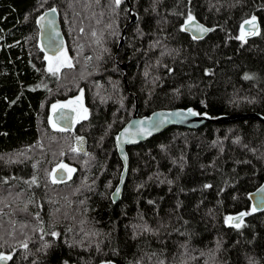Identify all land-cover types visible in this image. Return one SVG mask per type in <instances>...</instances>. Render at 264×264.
I'll return each mask as SVG.
<instances>
[{
    "label": "trees",
    "instance_id": "trees-1",
    "mask_svg": "<svg viewBox=\"0 0 264 264\" xmlns=\"http://www.w3.org/2000/svg\"><path fill=\"white\" fill-rule=\"evenodd\" d=\"M128 2L126 24L123 0H0V254L12 253L8 264H264V210L247 199L264 182L254 116L171 126L126 147L120 197H109L121 170L114 138L134 101L138 115L264 117V0ZM47 8L70 58L51 71L35 26ZM190 16L212 27L201 40L182 31ZM253 17L258 32L242 41ZM74 96L87 117L73 134L52 131L50 106ZM60 162L73 175L57 182ZM239 213V227L226 224Z\"/></svg>",
    "mask_w": 264,
    "mask_h": 264
},
{
    "label": "water",
    "instance_id": "water-1",
    "mask_svg": "<svg viewBox=\"0 0 264 264\" xmlns=\"http://www.w3.org/2000/svg\"><path fill=\"white\" fill-rule=\"evenodd\" d=\"M126 6V12L128 14V21L126 24L135 21V15L130 12V5L128 0H123ZM47 8L43 10L36 18V29H37V43L41 51L46 56H53L59 52L64 46V38L60 28L58 14L56 9ZM189 20L187 17L181 25L182 31L188 34L194 40H201L211 30L212 27L206 26L195 17ZM245 21H251V23H245ZM207 29V31H202ZM258 22L256 19H245L240 23L239 26V38L244 41L245 38L255 36L258 32ZM124 34V28H122L118 46L122 43V37ZM122 70L125 69V63L119 65ZM78 103L83 107L82 101L79 96L69 97L63 99L50 106V110L47 115V119L50 128L54 132H67L72 133L75 128V124L72 123L73 110L69 107L72 103ZM55 106V107H54ZM189 108L173 107V108H159L152 110L148 114L138 115L137 104L134 101L133 111L129 119L118 129L114 138V148L117 156L121 162V170L118 177V182L111 191L109 197L111 202H116L121 194L122 186L125 180L128 156L126 153V147L135 146L150 137L162 132L171 126L182 127L186 129H196L202 126L205 122H221L225 120H232L240 117L254 116L260 121L264 122V117L256 113H232L224 114L216 117H209L207 115H189ZM195 112V111H193ZM196 113V112H195ZM79 119V118H78ZM77 119V120H78ZM143 122V123H141ZM157 122H160L158 126H154ZM127 129V131H125ZM119 137V139H117ZM85 138L83 136L74 137L73 148L77 152L83 153L85 151ZM59 164H63L60 162ZM51 177L54 181L62 182L67 179L66 171L63 166L55 167L51 172ZM250 207L254 212H261L264 210V182L258 185L255 189L247 194ZM255 209V210H254ZM242 215L235 214L230 216L229 224L236 225L241 220ZM40 229H44V225L41 222ZM45 234V231L43 232ZM0 256L5 259H0V264H8L12 258V253H2ZM95 264H113L110 262H97Z\"/></svg>",
    "mask_w": 264,
    "mask_h": 264
},
{
    "label": "flooded vegetation",
    "instance_id": "flooded-vegetation-1",
    "mask_svg": "<svg viewBox=\"0 0 264 264\" xmlns=\"http://www.w3.org/2000/svg\"><path fill=\"white\" fill-rule=\"evenodd\" d=\"M38 17V15L36 16V18ZM36 18H35V22H36ZM36 26V25H35ZM37 30V29H36ZM66 50L65 49V43H64V46H63V48L59 51V52H57L55 55H53V56H56V55H59L61 52H62V50ZM67 51V50H66ZM43 53V52H42ZM68 54V53H67ZM43 56H46L44 53H43ZM53 56H48V57H53ZM69 56V55H68ZM81 99V98H80ZM81 101H82V99H81ZM82 106L83 107H81V105H79L78 103H72L69 107L73 110V119H72V123L73 124H75V126L79 123V122H81L85 117L84 116H86L87 117V113H86V107H85V105H84V103H83V101H82ZM79 118V119H78ZM78 119V120H77ZM74 126V127H75ZM75 129V128H74ZM74 129H73V132L71 133V134H73L74 133ZM77 135H75L74 137H76ZM78 136H81V135H78ZM65 164V163H64ZM58 165V164H57ZM57 165H55L53 168H52V170L55 168V167H57ZM65 165H67L68 166V169L66 168V167H64V169H65V171H66V176H67V178H69L70 176H72L73 175V172L71 171V174H69V167H71L69 164H65ZM52 170H51V172H52ZM69 174V175H68Z\"/></svg>",
    "mask_w": 264,
    "mask_h": 264
},
{
    "label": "rangeland",
    "instance_id": "rangeland-1",
    "mask_svg": "<svg viewBox=\"0 0 264 264\" xmlns=\"http://www.w3.org/2000/svg\"><path fill=\"white\" fill-rule=\"evenodd\" d=\"M249 19H252V18H249ZM238 38H239V33H238ZM67 53L68 52L63 49L59 55H56L53 57L44 56V63H45L46 68L47 69H57L63 65L68 64L70 58ZM76 137H78V135ZM59 165L66 167L68 169V166L65 165L64 163L58 164L57 166ZM71 171L73 172V167H69V174H71ZM226 218H229V216H227ZM226 224L229 225V220H226Z\"/></svg>",
    "mask_w": 264,
    "mask_h": 264
},
{
    "label": "snow or ice",
    "instance_id": "snow-or-ice-1",
    "mask_svg": "<svg viewBox=\"0 0 264 264\" xmlns=\"http://www.w3.org/2000/svg\"><path fill=\"white\" fill-rule=\"evenodd\" d=\"M116 2H117V4H119L120 0H116ZM53 11H55V10L53 9ZM191 19H192V17H189V20H191ZM254 19H255V17H253V20ZM245 23H251V21H245ZM202 31H207V29H202ZM193 38L195 39L197 37H193ZM240 38L242 39L243 37H240ZM68 66L70 67L71 65L69 64ZM51 70L52 69H50V71ZM250 78L251 77L245 76V79H250ZM188 113H189V115H193V116L198 115V113L193 112L191 109H188ZM141 123H143V122H141ZM159 123L160 122H157L154 126H158ZM125 131H127V129H125ZM117 139H119V137ZM241 215H244V214H241ZM230 219H232V218H230V217L229 218H226V220H230ZM236 226L239 227V225H236ZM52 235H56V233H52ZM25 247H26V245H25ZM0 259H5V257L0 256Z\"/></svg>",
    "mask_w": 264,
    "mask_h": 264
}]
</instances>
